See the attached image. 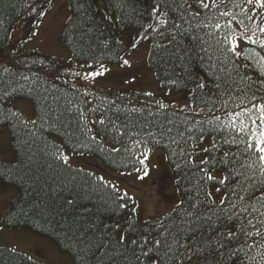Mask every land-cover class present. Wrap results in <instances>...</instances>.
Segmentation results:
<instances>
[{"label":"snow or ice","instance_id":"6c2138e0","mask_svg":"<svg viewBox=\"0 0 264 264\" xmlns=\"http://www.w3.org/2000/svg\"><path fill=\"white\" fill-rule=\"evenodd\" d=\"M26 3L31 17L25 20L28 27L22 29L15 40L11 34L5 37L11 45L9 56L3 59L14 55L18 46L36 39L56 8V0H26ZM194 3L198 11L192 10L189 0H151L148 21L145 23L138 18L140 30L135 37L126 45L120 40L115 41L117 46L122 45L121 51L126 55L128 49L136 51L143 41H148L151 48L146 49V55L149 57H153L156 50L171 49L170 55L176 56L181 67L193 58L200 60L202 66L206 64L203 71L207 80L185 69L192 85L190 88L180 74H165L164 95H170L172 88H188L187 103L177 106L171 101L165 103L163 98H155L152 92L143 93L152 97L153 102L127 109L130 113L147 114L140 132L129 129L127 120L118 124L116 119L121 110H116L114 118L108 114L112 106L103 110L100 106L85 109L84 105L91 103L85 99L74 108L80 135L70 143L72 153L104 151L101 137L109 133L113 143L121 144L119 148L110 149L111 152H129L143 146L139 156L132 153L135 156L132 171L124 173H135V179L143 181L150 175L148 161L152 145L166 141L171 156L181 161L175 167L187 170L185 186L179 189L187 199L182 197L171 211L150 218L142 227L136 226L135 217L130 215L128 227L122 232L120 223L104 225L98 239L89 238L85 242L83 251L94 255L100 252L101 264L104 257L112 261L114 256L120 257L119 264H264V93L260 92L264 88V0H194ZM63 7L71 9L66 14V27L83 11V0H67ZM117 7L122 8V4ZM103 15L110 23L114 22L106 13ZM118 19L123 22L122 18ZM169 37L168 43H163ZM185 37H190L192 46L181 47ZM104 47L111 50L108 42ZM114 58L120 67H132L131 60L125 55L116 53ZM238 61L245 63L241 65ZM37 63L47 67L44 59L32 61V64ZM24 67L27 71L0 64V127L6 126L7 121L12 128L26 129L29 135L35 136L45 125L51 126L50 115L29 119L19 109L13 110L9 106L16 95L33 96L38 92L43 77L32 72L29 64L25 63ZM242 67L248 72L241 71ZM80 68V71H64L56 78L73 76L94 82L96 77L109 71L99 61L95 65L85 63ZM220 72L229 80L233 75L237 76V86L223 90L220 82L224 78ZM4 74H10L7 83ZM17 76L20 79L13 83ZM240 83L246 86L240 88ZM164 86H167L166 90ZM72 87L76 92L83 89L84 97L91 95L89 83L73 84ZM213 88L216 91H212ZM161 116L162 120L157 119ZM145 128L146 132L143 131ZM94 129L99 136L93 134ZM130 131L132 135H129ZM124 137H128L131 145L122 143ZM53 147L52 158L68 173L63 187L70 196L73 193L69 186H74L77 178L82 176L93 190L99 187L108 194L117 215L135 200L104 176L74 169L70 156L59 146ZM196 157L201 158L197 160ZM180 183L177 181L178 188ZM213 188L218 196L213 194ZM64 202L71 206L75 199ZM117 233H121L118 239ZM130 233L134 235L130 237ZM7 250L13 254L17 252L16 248ZM22 259L35 264L31 256Z\"/></svg>","mask_w":264,"mask_h":264},{"label":"trees","instance_id":"16d2710c","mask_svg":"<svg viewBox=\"0 0 264 264\" xmlns=\"http://www.w3.org/2000/svg\"><path fill=\"white\" fill-rule=\"evenodd\" d=\"M189 3H192L193 11L199 10L196 8L194 0H189ZM117 4H122V8L117 7ZM150 6L151 0H83V11L75 17L74 23L67 24L63 31L64 46L72 56L69 62H65L57 56L30 50L26 44L18 46L16 53L9 59H3V57L9 56L8 49L11 45V41L5 37L11 34L12 40H15L13 33L21 35V30L28 27L25 20L31 19V17L27 12L26 0H0V64L10 65L13 70L27 71L24 67L27 63L31 66L32 72L39 73L43 77L37 93L33 96L16 95L10 101L9 106L15 110L13 102L27 100L32 104L34 119L42 114H49L51 117L49 121L51 126L45 125L35 136L29 135L26 129L12 128L10 122L7 121L5 122L6 126L0 127V132L7 130L10 135L11 150L14 156L11 161L0 158V183L5 188L17 191L16 199L10 203L2 217L1 227L10 231L26 230L54 243L62 254L68 255L72 259L73 264H101L100 252H96L94 255L83 251V249L89 238H99L104 225L120 223L122 232L124 228L128 227L130 215L135 217V225L141 227L150 218L140 219L137 210L132 211L134 201L129 202L127 209L119 210V215H117L113 211L115 205L109 199L108 194L99 187L93 190L92 185L86 184L85 178L82 176L77 178L74 186H69L73 193V196H70L68 190L63 187V182L68 177V173L60 163L52 158L50 153L55 151L53 146H59L65 153L73 156L97 158L113 172L119 174L131 172L135 161V156L132 153L134 152L136 156H139L140 152L143 151V146H140L139 149L132 148L129 152H111L110 149L119 148L121 144L113 143L110 133L101 137L104 151L94 149L91 152L80 154L72 153L69 150L72 139L80 135L77 113L74 108L85 99L91 102L84 105L85 109L100 106L103 110L112 106V111L108 114L114 118L117 116L116 110H121L116 119L118 124L127 120L129 129L140 132L142 131L140 126L144 125V116L147 114L130 113L127 112V109L133 105L140 107L144 104H151L153 98L144 96L143 92H120L100 86L91 88V95L84 97L82 95L83 89L76 92L75 88L72 87L73 84H79L77 77L63 76V79L56 77L62 76L64 71H79V66L83 63L95 65L99 61L104 63L107 68L119 67V61L114 58L116 53L125 55V58L132 53L131 49H128L129 54L126 55L124 51H121V46L128 44L126 39L128 35L132 34L135 37L140 30L137 24L138 18L147 23V11ZM105 13L111 17L113 23L104 19L103 14ZM118 18H122L123 22ZM35 23L36 21L33 20L32 24L35 25ZM168 39L170 37L165 39L163 43L167 44ZM116 40H120L122 45L117 46ZM105 42H108L111 50L105 49ZM144 45L148 46L149 49L151 48L148 41H143L139 49L143 48ZM185 45L192 46L190 37L184 38L181 47ZM74 50L75 55L73 54ZM170 52L171 49L156 50L153 57L147 56L148 66L160 85L161 95H158L159 98L164 95L162 82L166 78V73L168 76H172L173 73L180 74L188 83V88L192 85L188 76L185 75V69L192 75L203 76L207 80L203 71V67L207 66L206 64L202 66L200 60L193 58L181 67V62L176 56L170 55ZM40 59L45 60L47 67H41L39 63L32 64L33 60L38 61ZM238 63L243 65L245 62L238 61ZM241 71L247 73L248 69L242 67ZM219 75L224 78L220 82L223 90H229L230 86H237L239 80L237 76L233 75L229 80L223 72H220ZM3 78L7 83L10 74H4ZM19 79L18 76L15 77L13 83ZM20 83L24 82L20 81ZM238 86L244 88L246 85L240 83ZM164 87L166 90L167 86ZM188 88H172L171 92L185 93L186 95ZM212 91L216 90L213 88ZM260 92L264 93V88H261ZM154 97L157 98L155 95ZM113 101L115 102L114 105H112ZM69 109L73 110L69 111ZM96 115H99V112ZM57 117L59 118L57 119ZM148 119H152V117H148ZM157 119L162 120L163 117H157ZM152 130L156 131V128L153 127ZM143 131L146 132L147 128ZM93 134L100 135L95 129ZM129 135H132L131 131ZM133 138L138 139V137ZM122 143L131 145L128 137H124ZM166 143L164 141L158 146L152 145L151 152V154L155 151L159 152L158 156L165 158L166 165L158 167L153 156L149 160V165L152 163L154 167H165L160 173L161 176L166 178L167 175L169 182L175 181L179 200L182 197L187 199L185 193L179 190L185 186L184 179H186L187 170L175 167V164L181 163V161L179 158L171 156L170 148L165 146ZM207 143L208 140L206 139L205 144ZM200 158L196 157L197 160ZM136 166L139 165L136 164ZM167 167L170 168L172 174L169 171L164 172V170H168ZM177 181H181L179 188ZM138 186L139 184H136L134 189L136 190ZM213 194L218 196L214 188ZM73 197L75 199L73 205L69 206L64 202ZM35 205H39V207L37 208ZM120 234H116L117 239ZM129 235L131 237L134 233ZM7 249L10 248L0 247V264H28L22 258L29 255L20 252L13 254ZM42 258L46 259L47 257L42 256ZM33 261L35 264H52L49 262L42 263L35 259ZM119 261L120 257L116 256L112 258V261H109L107 257L103 258V264H119Z\"/></svg>","mask_w":264,"mask_h":264},{"label":"rangeland","instance_id":"374dc122","mask_svg":"<svg viewBox=\"0 0 264 264\" xmlns=\"http://www.w3.org/2000/svg\"><path fill=\"white\" fill-rule=\"evenodd\" d=\"M66 3L67 0H56V8L52 10V13L45 21L40 35L26 44L28 49L57 56L66 62L71 60V54L67 51L63 43L65 18L66 14L69 13L68 8L63 7ZM60 9H62V11ZM17 36L19 35L14 34V39H16ZM130 38H134L132 34L128 35L126 38L128 43ZM146 49L147 47L145 46L136 51L131 50L132 53L126 57L131 60V68L120 66L117 68H109V71L106 72L105 75L96 77L94 82L83 81V84L89 83L91 85L120 92H152L159 98L158 95L161 93L160 85L157 83L153 72L148 67ZM162 98L165 103L171 101L177 106L188 102V100L185 99V93L171 92L170 95H163ZM14 106L16 109L22 111L29 119H34L33 108L29 101H17ZM68 155L70 156V163L73 167L86 169L97 176H104L106 180H110L112 183L116 184L122 191L126 190L130 196H134L139 200L146 212L152 209L153 212L144 214V217L154 215V211L157 210L163 211L164 207L169 209L173 203H175V199L167 195L166 184L157 178V174L159 171H162V168L153 171L152 177L157 179L153 182L154 188L151 184L146 183L139 189L143 190V193L137 194L134 189L136 184L133 183V176L114 173L94 157ZM152 156L155 161L156 155L154 152ZM0 158L9 161L13 159L11 139L8 131H4L0 135ZM158 160L160 164H163L162 156H158ZM149 168L150 170L153 169L152 163L149 165ZM150 182H152V179ZM158 196L161 200L156 198ZM16 197V190L5 188L0 183V229H2V217L10 203L15 200ZM0 247H7L10 249L16 248L17 252L29 255L42 263L73 264L72 259L68 255L62 254L54 243L25 230H0ZM42 256H46L47 258L44 259Z\"/></svg>","mask_w":264,"mask_h":264}]
</instances>
